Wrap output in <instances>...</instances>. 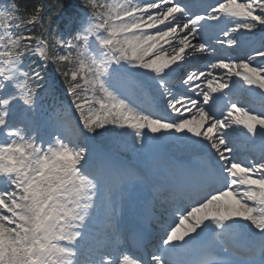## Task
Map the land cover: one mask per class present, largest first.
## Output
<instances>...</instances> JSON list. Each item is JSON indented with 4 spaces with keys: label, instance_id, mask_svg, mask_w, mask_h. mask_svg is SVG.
Masks as SVG:
<instances>
[{
    "label": "snow or ice",
    "instance_id": "obj_1",
    "mask_svg": "<svg viewBox=\"0 0 264 264\" xmlns=\"http://www.w3.org/2000/svg\"><path fill=\"white\" fill-rule=\"evenodd\" d=\"M83 7L67 39L48 31L42 6L26 19L16 4L0 11V264H264V0ZM212 27L215 45L205 39ZM257 32L259 45L249 47ZM217 48L247 51L216 56ZM206 53L214 62L186 71L185 91H174L170 78ZM50 65L67 104L46 81ZM234 88L260 107L240 106ZM42 94L53 99L43 118ZM237 135L259 155L238 156ZM158 144L195 150L197 167L174 177ZM113 145L135 151L139 166ZM138 181L169 205L151 250L141 229L125 235L120 226Z\"/></svg>",
    "mask_w": 264,
    "mask_h": 264
},
{
    "label": "trees",
    "instance_id": "obj_2",
    "mask_svg": "<svg viewBox=\"0 0 264 264\" xmlns=\"http://www.w3.org/2000/svg\"><path fill=\"white\" fill-rule=\"evenodd\" d=\"M14 1H15V3L18 6L20 15H25L27 17L30 14H32L34 12V10L38 6L44 7L46 5V3H45L46 0H14ZM42 19L44 21V19H45V13H43ZM46 23L49 24V25L51 23H53V17L50 14H48V16L46 18Z\"/></svg>",
    "mask_w": 264,
    "mask_h": 264
},
{
    "label": "bare ground",
    "instance_id": "obj_3",
    "mask_svg": "<svg viewBox=\"0 0 264 264\" xmlns=\"http://www.w3.org/2000/svg\"><path fill=\"white\" fill-rule=\"evenodd\" d=\"M165 148H163L162 150H165V151H169L171 153V155H174V156H177L179 155V151H177V149L171 145H167L165 144Z\"/></svg>",
    "mask_w": 264,
    "mask_h": 264
},
{
    "label": "rangeland",
    "instance_id": "obj_4",
    "mask_svg": "<svg viewBox=\"0 0 264 264\" xmlns=\"http://www.w3.org/2000/svg\"><path fill=\"white\" fill-rule=\"evenodd\" d=\"M2 11H6V9L5 8H3L2 9ZM50 80H52L53 79V77L51 78H49ZM49 82V81H48ZM113 149H114V151L116 152V154H119L118 152H120L121 151V149L119 148V146L118 145H113ZM120 155V154H119Z\"/></svg>",
    "mask_w": 264,
    "mask_h": 264
}]
</instances>
